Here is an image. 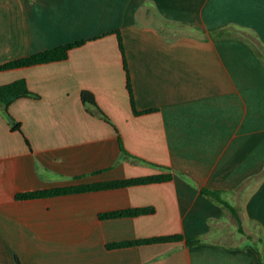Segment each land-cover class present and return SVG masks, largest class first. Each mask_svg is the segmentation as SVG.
Here are the masks:
<instances>
[{
	"label": "crops",
	"instance_id": "1",
	"mask_svg": "<svg viewBox=\"0 0 264 264\" xmlns=\"http://www.w3.org/2000/svg\"><path fill=\"white\" fill-rule=\"evenodd\" d=\"M81 40L0 70L38 94L9 105L22 132L0 105V264H264V0H0V65ZM169 234L183 240L107 247Z\"/></svg>",
	"mask_w": 264,
	"mask_h": 264
},
{
	"label": "trees",
	"instance_id": "2",
	"mask_svg": "<svg viewBox=\"0 0 264 264\" xmlns=\"http://www.w3.org/2000/svg\"><path fill=\"white\" fill-rule=\"evenodd\" d=\"M221 30L227 31L228 29L226 28L218 29V32ZM116 33L118 34L119 48L121 50V53L124 59V68L127 71V79H128L127 86H128V90L130 94L132 107L136 113H139L135 109V105L133 101V92H132L131 84L129 82V74H128L127 62L124 56V46H123L122 37L119 31H117ZM84 42L85 40L67 43V44L60 45V46H57L51 49H47L44 51L34 53L27 57L9 61V62H6L0 65V70L27 66V65L37 64V63H44V62H49V61L63 60L68 57L69 51L72 48L79 46L83 44ZM23 97H35V98L38 97V94L28 89L27 84L24 79H16L9 83L0 84V105L3 107L6 115L12 121V129L19 131V132H22L21 124L20 122L12 119L8 111V108L12 102H14L15 100L19 98H23ZM81 97H82L83 103L86 104L87 108L90 111L98 114L104 119H108L106 115L104 114V112L98 107L96 100L94 98V95L91 92L82 91ZM121 150H122V153H126V151L123 148H121ZM156 166L163 167L161 165H156ZM171 177H172V174L169 171L165 173L150 174V175H144V176H138V177H132V178H124V179H119V180L106 181V182H101V183L87 184V185L56 187V188L19 192L16 194L15 197L16 199L50 197V196L63 195V194L74 193V192H84V191L99 190V189H106V188L123 187V186H128V185H133V184L160 182V181L169 180L171 179ZM203 191L211 196L218 197L219 200H221L219 197L220 196L219 191H210L208 189H204ZM227 207L230 208L232 211H234L233 207H231L230 205L227 204ZM150 212H153L152 207H142V208H135V209L108 211V212L100 213L99 216L101 218H111V217H119V216H134V215L145 214V213H150ZM179 240H183V236L181 234L157 235V236H152V237L137 238L133 240H123V241L112 242V243H108L107 247L108 248L126 247L130 245L151 244V243L179 241ZM193 242H195V240L188 241V243H193ZM15 261L17 264H21V261L17 255H15Z\"/></svg>",
	"mask_w": 264,
	"mask_h": 264
}]
</instances>
